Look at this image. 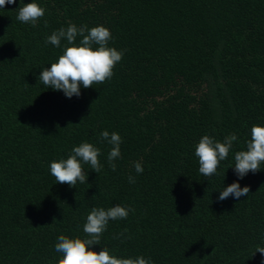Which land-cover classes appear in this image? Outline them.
Instances as JSON below:
<instances>
[{
  "label": "trees",
  "instance_id": "16d2710c",
  "mask_svg": "<svg viewBox=\"0 0 264 264\" xmlns=\"http://www.w3.org/2000/svg\"><path fill=\"white\" fill-rule=\"evenodd\" d=\"M31 2L45 10L35 26L16 18L18 7ZM69 24L107 28V46L123 52L110 79L81 85L72 98L38 80L68 46L45 44L46 38ZM252 126L264 127V0L6 4L0 9V264H57L58 236L89 238L83 225L91 209L116 205L132 210L110 220L89 250L152 264H262L254 253L264 247V163L243 179L232 168ZM103 131L122 140L116 171ZM233 133L237 140L216 174L202 176L195 145L205 135L223 142ZM85 142L100 150L101 171L82 163L85 184L56 183L50 163ZM233 182L249 187L248 196L218 201Z\"/></svg>",
  "mask_w": 264,
  "mask_h": 264
},
{
  "label": "clouds",
  "instance_id": "9594fccd",
  "mask_svg": "<svg viewBox=\"0 0 264 264\" xmlns=\"http://www.w3.org/2000/svg\"><path fill=\"white\" fill-rule=\"evenodd\" d=\"M16 0H0V9L6 4H14ZM17 20L21 23L36 22L44 16L45 10L37 3L31 2L23 4L16 10ZM45 26L47 24L45 23ZM81 37L79 46L75 45L77 37ZM111 39L110 31L103 26L88 28L82 25L77 28L74 24H69L65 28L54 31L45 40V44L55 47L61 46V41L66 40L67 45L63 49V54L50 67L41 70L38 80L43 85L54 91H62L65 97L72 98L80 96V86L87 89L94 83H104L113 76V69L123 57L122 51L108 47ZM93 45H96L95 49ZM251 139L246 141V150L235 153L234 173L239 179H243L249 172L260 171V166L264 163V127L252 126L250 130ZM103 141L110 144L111 150L108 154V162L112 171H116L117 165L114 161L120 158L121 137L118 133L103 131L100 133ZM237 140L236 134H230L224 138L223 142L215 141L205 135L201 137L199 143L195 145L194 155L198 158L199 173L206 178L213 177L220 162L228 157L233 142ZM100 150L90 143H81L71 150L67 159L51 162L49 165L50 174L55 178L56 183L67 184L74 187L77 182L85 184L87 176L82 168L83 164H88L94 172H100L102 165L98 159ZM136 173L143 172L142 165L134 164ZM129 183H135L132 176L128 177ZM90 187V185H89ZM249 187H240L239 183L233 182L219 192L218 201H223L230 196L239 199L248 196ZM132 209L120 205L103 208H92L86 217L83 225V232L89 238L70 239L65 235H59L55 244V251L62 254V258L57 260V264H152L150 259L144 257L117 258L109 254L107 248H103L99 253L89 250L90 246L99 245L101 235L105 232L110 220H122L128 217ZM126 231V230H125ZM256 253L264 257V247H257ZM264 264V261H262Z\"/></svg>",
  "mask_w": 264,
  "mask_h": 264
}]
</instances>
